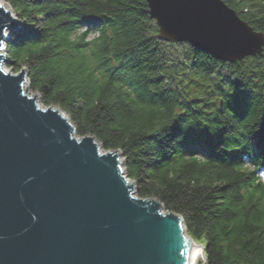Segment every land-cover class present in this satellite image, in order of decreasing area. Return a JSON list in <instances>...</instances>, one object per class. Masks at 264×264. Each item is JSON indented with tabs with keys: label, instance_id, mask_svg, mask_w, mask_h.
Here are the masks:
<instances>
[{
	"label": "trees",
	"instance_id": "16d2710c",
	"mask_svg": "<svg viewBox=\"0 0 264 264\" xmlns=\"http://www.w3.org/2000/svg\"><path fill=\"white\" fill-rule=\"evenodd\" d=\"M5 1L20 21L8 59L44 105L121 152L138 196L204 239L205 264H264V51L230 63L179 49L147 0ZM224 1L264 34V0ZM94 19L97 38L77 35Z\"/></svg>",
	"mask_w": 264,
	"mask_h": 264
},
{
	"label": "water",
	"instance_id": "95a60500",
	"mask_svg": "<svg viewBox=\"0 0 264 264\" xmlns=\"http://www.w3.org/2000/svg\"><path fill=\"white\" fill-rule=\"evenodd\" d=\"M147 3L162 41L230 63L263 54L264 34L224 0ZM19 27L0 3V264H190L183 218L134 196L121 153L75 138L63 112L27 95L26 69L5 71Z\"/></svg>",
	"mask_w": 264,
	"mask_h": 264
},
{
	"label": "rangeland",
	"instance_id": "374dc122",
	"mask_svg": "<svg viewBox=\"0 0 264 264\" xmlns=\"http://www.w3.org/2000/svg\"><path fill=\"white\" fill-rule=\"evenodd\" d=\"M0 2H1V3H4L5 6L7 7V9L10 10V11L12 12V9H11L10 5H8V3H6L5 0H0ZM17 17H18V16H17ZM18 20H19V19H18ZM155 21H156V24H157V27H158V32H159L158 22H157V20H155ZM19 22H20V21H19ZM98 22H99V21H98ZM21 24H22V23H21ZM99 27H100V26H98V27L96 28V29H97V31H96V29H94V27H93L92 25H91V26H85V27H83L82 30H80V31L78 32L77 35L81 34L83 31L88 30L87 40H90V41H91V40H93L95 37L98 36V28H99ZM169 44H174V43H169ZM175 44H176V43H175ZM186 46H190V45L185 44V43H179V46H178V47H179V49H186V48H185ZM190 47H191V46H190ZM3 53H4V52H3ZM247 58H248V57H247ZM245 59H246V58H245ZM4 66H5L6 70H7V72H9V73L20 74V72H21L22 70L25 71V68H23L21 71H16V70L14 69V67L11 66V64H8V65L5 64ZM24 89L26 90V93H27V95H28L29 97H31V98H35V99H36L37 103L40 105L41 108H43V109L48 108V106L44 105L41 95L38 94L37 92H35V91H33V90L31 89L30 84H29V81H27L26 84L24 85ZM64 116H65L66 118H68L65 114H64ZM75 129H76V128H75ZM74 137L77 138V139H81L83 136H81V135L78 133V131L76 130V131L74 132ZM97 143H98V142H97ZM98 147H99V149H100V151H101L102 153L105 152L104 148L102 147V145H101L100 143H98ZM120 153H121V152H120ZM120 155H121L120 160H121V162H122V168H123V170H125V172H124V174H125V173H126L125 159H124L122 153H121ZM202 157H204V156H202ZM125 175H126V174H125ZM128 180H129V179H128ZM130 183H133V185H134V193H135L134 196H135L136 198H138V199H143V198H141V197L138 196V193H137L138 186H137V184H136L135 182L131 181V180H130ZM184 232H185V235H186L188 238H190L192 241H194L196 244L202 246V248L205 246V242H204V239H203V238H196V237H194V236H192V235H189L188 232H186V228H184ZM204 261H206V260H205V257H204V255H203V257H201V259H200V261H199L198 264H205Z\"/></svg>",
	"mask_w": 264,
	"mask_h": 264
},
{
	"label": "bare ground",
	"instance_id": "6f19581e",
	"mask_svg": "<svg viewBox=\"0 0 264 264\" xmlns=\"http://www.w3.org/2000/svg\"><path fill=\"white\" fill-rule=\"evenodd\" d=\"M1 3V2H0ZM5 8H7L5 6L4 3H1ZM229 7V6H228ZM230 8V7H229ZM231 9V8H230ZM185 44L190 45L191 47H193L191 44H189L188 42H184ZM14 74V73H13ZM262 169V166H259V170ZM203 248L202 246L196 244L193 241V244L189 247V263L190 264H198L201 257H203Z\"/></svg>",
	"mask_w": 264,
	"mask_h": 264
}]
</instances>
